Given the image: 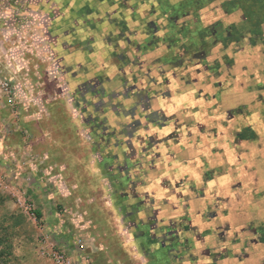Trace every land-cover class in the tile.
I'll list each match as a JSON object with an SVG mask.
<instances>
[{
	"label": "rangeland",
	"instance_id": "374dc122",
	"mask_svg": "<svg viewBox=\"0 0 264 264\" xmlns=\"http://www.w3.org/2000/svg\"><path fill=\"white\" fill-rule=\"evenodd\" d=\"M150 3H53V7L59 4V9H64L58 21H63L65 43H75L74 49L66 46L62 50L56 43L54 14L41 20L46 31L36 35L39 18L10 15L5 11L11 2H0L2 37L29 39L39 45L38 51H20L22 60L29 54L33 56L28 78L33 71L39 74L42 67L48 68L51 77L48 87L31 79L20 80L17 96L23 102L17 97L18 118L7 98L0 104V264H58L49 254L54 251L64 253L70 264H80L82 257L87 264H185L183 259H174L168 241H156V232L163 228L153 229L150 225L151 220L166 214L165 205L174 195L176 201L182 197V191L170 194L174 178L159 172L168 164L158 166L162 156L170 162L171 147L160 145L175 131L165 127L159 135L152 123L141 124L155 110L151 92L154 94L160 84L171 83L172 75L165 70L162 59L175 58L161 44L165 21L153 18L160 30L153 34L150 29L155 26L149 24L152 17L147 13L142 17ZM20 6L23 3L18 2L17 9ZM62 53L76 58V98L68 94L66 80L57 85L54 77L58 54L61 57ZM26 69L23 66L21 72ZM159 69L161 72L156 74ZM184 70L179 67L178 72ZM0 73L9 77L4 71ZM36 90L57 95L49 106H58L55 110L61 112L60 121L50 116V126L55 128L51 133L63 142L60 150L65 159L71 155L76 162L69 158L68 162L64 158L61 162L53 160L54 147L36 146L30 132L16 125ZM145 92L150 93L147 99L143 97ZM42 100L37 99L38 104ZM67 105L72 107L69 112ZM18 134L23 137L21 142ZM106 156L112 159L107 164L103 160ZM176 181L182 182L180 177ZM137 234L148 237L144 248L126 241ZM178 234L177 242L182 244L179 240L184 239L183 231ZM80 237L87 247L84 251L77 243ZM147 246L150 254L143 256L140 252ZM153 252L157 257L153 258Z\"/></svg>",
	"mask_w": 264,
	"mask_h": 264
},
{
	"label": "flooded vegetation",
	"instance_id": "af4514ba",
	"mask_svg": "<svg viewBox=\"0 0 264 264\" xmlns=\"http://www.w3.org/2000/svg\"><path fill=\"white\" fill-rule=\"evenodd\" d=\"M141 1L151 2L142 17L146 13L152 17L149 24L155 26L150 29L153 34L160 31L153 18L165 21L160 31L161 44L175 56L171 60L162 59L167 66L165 70L172 75L171 83L159 85L157 93L162 95L155 101V110L148 115V121L141 124H178L180 120L166 112L171 104L167 100L184 91L182 94L187 93V98L184 97L181 109L190 112L184 120L189 126L188 139L195 142L203 138V145L209 150L210 142L217 140L219 146L211 147L212 152L223 151L226 160L214 161L216 157L211 150L210 154L203 151L202 164L196 166L200 182L190 172L180 177L181 183L174 181L169 191L173 194L182 191L183 204L187 195L182 188L184 184L198 192L197 199L205 211L195 212L201 216L197 222L202 225L209 216L216 221L218 235L201 244L196 242L204 238L205 231L194 232L195 219L191 215L188 218L191 230L182 244L169 243L170 253L183 252L185 264H253L254 257H262L259 261L264 264V0ZM179 67L185 70L179 73ZM161 105L165 111H161L164 109ZM177 124L174 133L179 137ZM226 146L232 155H226ZM214 180L217 184L211 185ZM223 182L226 188H238L234 194L241 201L245 195L250 197V203L242 204L245 215L238 218L246 224L226 234L224 230L230 223L224 217L225 214L231 217L229 206L234 201L220 199L219 194L226 189ZM197 183L202 184L201 188ZM178 232H174L176 238ZM220 238L224 239L223 244ZM198 256L206 257L207 262H197Z\"/></svg>",
	"mask_w": 264,
	"mask_h": 264
},
{
	"label": "crops",
	"instance_id": "0c3cea01",
	"mask_svg": "<svg viewBox=\"0 0 264 264\" xmlns=\"http://www.w3.org/2000/svg\"><path fill=\"white\" fill-rule=\"evenodd\" d=\"M4 1L7 0H0V2L4 3ZM9 3L11 2V5L7 8V10L5 11L6 13L8 12L10 15H15V16H24V14H29L30 16H33L35 18H39L40 19V29H37L35 31L36 35H41L43 34V29L44 32L46 31V28H43L42 26V19L44 18H48L51 15H55L56 17V35H57V40L56 43L57 45L62 49L65 50V47L68 46L72 49H74L75 43H65V38H64V26H63V21L62 23H60L59 17H62V15L64 14V9H59V4H57L56 7H53V3H63L65 1H70L75 3L76 0H8ZM23 3V6L21 8L16 7L17 3ZM13 3V4H12ZM2 4H0L1 7ZM14 5V7H13ZM51 5V6H50ZM28 8H32V10H28ZM1 10V8H0ZM53 15V16H54ZM63 18V17H62ZM33 30V29H32ZM47 33V32H46ZM106 48L108 49V45H106ZM41 49V48H40ZM58 49V48H57ZM22 50H27V52H33V51H38L39 50V45L35 42H32L29 39H25V41H23L22 38H19V40H10V39H5L2 37V31L0 29V71H4L7 75H9V77L13 78L14 81H16L17 83L21 84V79H23V81H27V79H31L32 81H37L38 83H40V86H45L47 85L48 87V82L50 80V74L48 72V68H43L41 70H39V74H37L36 72L33 71V73L31 74V76L28 78V65H29V61H31L32 59V55L29 57H25L24 60H22L23 58L20 57L22 54L20 53V51ZM64 53H62L61 57L58 54V61H56V67L54 70V77L55 80L57 81V85H60V83L62 84V82H64L65 80L69 83L68 87V91L70 95H74V97L76 98V58L73 56H67V54L63 56ZM42 57V56H41ZM23 66H25L27 69L24 71V73L21 72ZM31 66V65H30ZM157 72V71H156ZM36 75V76H35ZM37 77V78H36ZM1 89H0V104L2 105V103H4V101L6 102V97L1 93ZM36 93L30 97L31 103L26 104V107H24V110L26 112H24V114L22 113V119L16 124L18 126V128H23L24 130H28L30 132V136L32 137V143L33 144H37L36 146H40V147H54V154L52 152V159L56 160L57 162H61V158L65 159V155L64 153H62L61 149V145L63 144V142L61 141V139L59 138V136L55 137L53 136V134L51 133L52 131L55 130V128L50 126V118L53 116H55V120L57 122H59L60 120H58L59 114H61L60 111H56L55 108L58 109L57 107H51L49 106L50 102H52L53 100H55L57 95H55L53 92H44V91H35ZM184 92V91H183ZM182 91L179 93H175L173 95V98H169L168 97V102H170V107L168 109L167 114H172L173 117H176L177 119H179L180 121L178 122V124L176 122H170L171 124L168 126H161L159 123H155L152 122L151 126L154 129H157L159 131V135L162 133V129H170V131H174L176 128L174 127L175 124H177V130L179 131H183L182 133L180 132L179 137L177 136V133H173L171 134L167 139L168 141L163 142V145H160L162 148L165 145H168L169 147H171L170 150V155H168V161H170V165L169 163L166 162L165 157L163 158H159L158 161L160 162L158 164V166L162 163L168 164V168H166V170L164 169H159L160 173L164 175H169L170 177L174 178V181L176 179H178L179 177H184L186 174H188V172H190V175L192 174L193 179H198L199 181V170L196 166L202 164V159H201V152L205 151L208 152L210 154V150L212 152V148L211 147H218L219 145L216 143L217 140H213L212 142H210V150L209 147H205V145H203V138L202 139H197L195 142H190V139H188V135L186 134L187 131L189 130V126L186 125V123L184 122V120L186 119V117L188 116V114L190 113L189 111L187 112L186 109H181V107L183 105H185V99L187 98V93L186 94H182ZM30 93V92H29ZM25 94V93H24ZM152 97L155 98V101L159 100V97H161V93L157 91L153 94V92H151ZM28 95V92H27ZM26 94L23 95V97H28ZM150 95L149 92H145L143 97L145 99L148 98V96ZM18 98L20 99V103L23 102V99H21V96H18ZM25 98V99H26ZM42 98V102L41 104H38L37 99ZM165 98V97H164ZM164 101V100H163ZM161 103V102H160ZM0 105V106H1ZM32 105V107L30 106ZM30 106V107H29ZM71 106V105H70ZM160 106V105H159ZM65 107V106H64ZM162 109L161 111H165V107L164 105H161ZM66 110H72V107H69L67 105ZM155 108V107H153ZM160 108V107H159ZM159 108H156V110H158ZM1 110V108H0ZM1 116V115H0ZM51 116V117H50ZM156 116V115H155ZM54 119V118H53ZM52 119V120H53ZM157 121V118L156 120ZM206 124V123H205ZM166 127V128H165ZM21 128V129H22ZM179 128V129H178ZM18 130V129H17ZM176 131V130H175ZM174 136L178 137V139H174ZM61 137V136H60ZM22 136L20 134H18V142L22 141ZM161 144V143H160ZM228 147L226 146V155H232V152H230L228 149ZM208 154V155H209ZM212 155L215 156L218 159H214V161L217 162H225L226 160H224V153L221 150H216L214 152H212ZM121 158L124 156H120ZM71 161L76 162V157H73L70 155V157H68ZM65 159L64 162H68L70 161L69 159ZM110 158H112L110 156ZM115 159V157H114ZM104 162L106 161V164L110 161H112V159H109V157H105ZM157 162V160H155ZM216 165V163H215ZM62 167V166H61ZM67 168V167H65ZM188 169V170H187ZM165 171V173H164ZM175 173V174H174ZM177 173V174H176ZM94 174V173H93ZM160 174V175H161ZM157 175V174H156ZM94 177H97L98 175L94 174ZM224 180V179H223ZM225 183V188H226V182ZM198 184V183H197ZM217 184V181L214 180V183L212 182L211 185ZM198 186H202V184H198ZM184 194L186 195V202L185 204L181 203V200L176 201V196H174V199L172 197V200L170 199L167 204L165 205V212L166 214L163 217H158V219L152 221L151 220V226L154 228H158L159 226L162 227V231L160 232V230L157 231L156 229V234L155 236L158 237V239L156 240L158 243H160L162 240H166L168 241V243H175L177 242V238L174 235V232H176L179 228V232L183 231V234H181V236L184 238L181 241L185 240L186 238V234L189 233V231L191 230V226L189 227L188 225V218L193 215L194 219H195V229L194 232L198 231V230H202L204 232V238H199L196 240V242L198 241L199 244L202 243V241H206V240H210L213 237H216L218 235V231H217V227H216V221H211L210 217L207 216L205 217V220H203V224L201 225L200 223L197 222V218L200 219L201 216H197V214L195 213L197 210L199 211H205L204 206H202L201 200H198V192L196 190H194L193 188H189L188 184H184V186H182ZM201 188V187H200ZM198 190V188H196ZM200 190V189H199ZM222 194L220 193L219 195H221L220 199H230L231 201H234L231 203V205L229 206L230 208V212H231V217L229 216V218H227V215L225 214L226 219L224 220H229L230 226H226V229L224 230V233L226 234L228 230H230L231 232L234 231V229H242V227L246 224L245 222L242 223L241 219H238L239 217L241 218L242 216L245 215L246 211H244V207H243V203H250V197H248V195H245V199L244 200H240L238 199L239 197H237L234 193L238 191V188H233V187H227L226 189L222 190ZM171 194V192H170ZM214 196H217L216 194ZM217 201V197L216 200ZM160 203V202H159ZM224 206L225 203H224ZM156 207H158V204H155V206L153 208L156 209ZM226 210V209H225ZM224 210V211H225ZM125 217V213L123 212L122 214ZM234 218V219H233ZM179 225V226H178ZM197 227V228H196ZM201 228V229H200ZM79 230H77L78 232ZM81 232V231H80ZM79 232V233H80ZM207 233V235L205 234ZM200 234V233H199ZM189 236H191V234H189ZM147 238L148 237H144L142 235L137 234L135 237H132V239H128L126 240L128 243H132L133 245L136 244V246L140 247L142 244V247L144 248L146 246L147 243ZM219 238V237H218ZM200 240V241H199ZM219 241L223 244L224 239L220 238ZM195 242V241H194ZM196 242L194 244H196ZM192 244V242L190 243V245ZM144 245V246H143ZM98 250L101 249V247H97ZM147 249L142 250L140 253L143 256H147L150 254V247L147 246ZM156 250V249H155ZM225 250V249H224ZM94 252V251H92ZM160 250H157V254H159ZM157 254L155 252H153V258L157 257ZM185 254H183V252H179L177 255H174V259L176 261L178 260H182V258L184 259ZM149 257V256H148ZM79 258H81V256H79ZM206 257H199L197 258V262L199 263H204L207 262V259H205ZM253 258V257H252ZM262 258V257H261ZM257 259V257H254L255 262L253 264H260V259ZM80 261V264H87V262L85 261V258L82 257ZM262 264V263H261Z\"/></svg>",
	"mask_w": 264,
	"mask_h": 264
},
{
	"label": "built area",
	"instance_id": "2783aa9c",
	"mask_svg": "<svg viewBox=\"0 0 264 264\" xmlns=\"http://www.w3.org/2000/svg\"><path fill=\"white\" fill-rule=\"evenodd\" d=\"M0 88L3 90L4 94L6 95L8 105L11 106V110L13 111L14 115L18 118L20 111L18 107V101H17V94L19 93V90H21L20 83H17L14 81L11 77L3 76L0 73ZM2 180L0 176V181ZM77 243L81 250H86V245L84 243V238L80 237L77 240ZM52 254L53 259L58 264H70V259L64 254V253H58L56 251L49 253Z\"/></svg>",
	"mask_w": 264,
	"mask_h": 264
},
{
	"label": "trees",
	"instance_id": "16d2710c",
	"mask_svg": "<svg viewBox=\"0 0 264 264\" xmlns=\"http://www.w3.org/2000/svg\"><path fill=\"white\" fill-rule=\"evenodd\" d=\"M36 215H37L38 217H40V216H41V214H40V212H39V211H37V212H36ZM0 249H1V247H0ZM1 252H3V250H0V253H1Z\"/></svg>",
	"mask_w": 264,
	"mask_h": 264
},
{
	"label": "water",
	"instance_id": "95a60500",
	"mask_svg": "<svg viewBox=\"0 0 264 264\" xmlns=\"http://www.w3.org/2000/svg\"><path fill=\"white\" fill-rule=\"evenodd\" d=\"M142 160V158L140 159V161Z\"/></svg>",
	"mask_w": 264,
	"mask_h": 264
}]
</instances>
